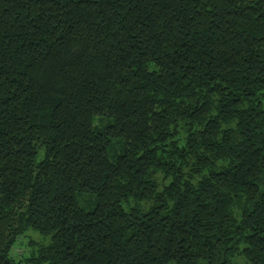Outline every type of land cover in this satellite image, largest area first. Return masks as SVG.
<instances>
[{"label": "trees", "instance_id": "trees-1", "mask_svg": "<svg viewBox=\"0 0 264 264\" xmlns=\"http://www.w3.org/2000/svg\"><path fill=\"white\" fill-rule=\"evenodd\" d=\"M235 256L264 264V0H0V264Z\"/></svg>", "mask_w": 264, "mask_h": 264}, {"label": "rangeland", "instance_id": "rangeland-1", "mask_svg": "<svg viewBox=\"0 0 264 264\" xmlns=\"http://www.w3.org/2000/svg\"><path fill=\"white\" fill-rule=\"evenodd\" d=\"M27 237L24 238V240H26L28 238V235L31 236V240H34V242L37 241H44L43 237L41 236V234L35 232V231H31L29 230L26 233ZM27 251V247L24 246L23 244H21L18 240V238L16 239V242L12 245L11 249H10V255L14 256V257H18L20 253H24ZM173 264V263H171ZM234 264H248L247 262L244 261V259L240 256H235L234 258Z\"/></svg>", "mask_w": 264, "mask_h": 264}]
</instances>
